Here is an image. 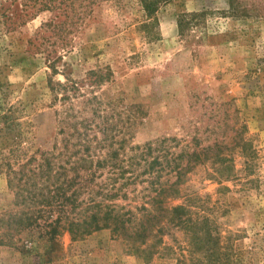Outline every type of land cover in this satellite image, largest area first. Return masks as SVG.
Listing matches in <instances>:
<instances>
[{
    "label": "rangeland",
    "instance_id": "374dc122",
    "mask_svg": "<svg viewBox=\"0 0 264 264\" xmlns=\"http://www.w3.org/2000/svg\"><path fill=\"white\" fill-rule=\"evenodd\" d=\"M33 1L0 0V264H264V0H171L151 20L140 0H98L54 65L29 42L59 11L28 19ZM90 71L110 77L91 86ZM67 79L82 86L77 132L59 122L69 102L50 91ZM47 157L84 201L70 218L103 202L118 227L74 240L19 223ZM155 157L163 170L149 168ZM79 159L94 161L85 189L71 171ZM9 171L25 176L10 185Z\"/></svg>",
    "mask_w": 264,
    "mask_h": 264
},
{
    "label": "trees",
    "instance_id": "16d2710c",
    "mask_svg": "<svg viewBox=\"0 0 264 264\" xmlns=\"http://www.w3.org/2000/svg\"><path fill=\"white\" fill-rule=\"evenodd\" d=\"M171 0H140L142 10L145 14L146 19L151 20L156 15L157 5L161 2H169ZM34 5L31 8L38 6L37 11L31 12L30 9L25 11V16L29 19L36 17L40 12L46 11L49 9H54L59 11L58 16L54 18L60 20L55 22L54 19L42 25L40 30L36 33L35 38L29 42V46L34 49L36 55H42L45 59L54 65L56 62H52L53 55L57 51L68 49L72 46V39L69 37L79 31L80 25L82 23V17L85 15L84 11L86 8L90 7L95 3H98V0H62L60 7H53L52 0H34ZM82 2H88L87 6H83ZM83 10V13H79V10ZM30 12V14H29ZM181 26V24H180ZM149 27V24L144 23L142 28ZM56 34L59 37V42L53 40V34ZM49 33V34H48ZM52 40V41H51ZM59 59V58H57ZM88 82L91 86L98 85L101 82H104L105 78H109L110 75H106L97 71H90L88 73ZM82 86L78 82L67 79L65 83H58L53 86L50 85V91L53 96L54 102H69V106L65 109L64 119H60L59 122L62 125H67L71 127L75 132L78 131L77 126L83 125L84 123H73L70 119L79 118L78 114L82 113L80 111L75 112V107L73 104V99L80 96ZM104 101L101 96H94L88 99L85 104L92 106L94 116L99 112V108L103 105ZM88 121V120H87ZM84 122V120H83ZM108 127L102 129V133L106 134L108 132ZM65 149H69L68 143H71L69 140L66 142ZM88 144V143H86ZM71 145V144H69ZM87 146V145H86ZM185 157V153L181 158ZM181 158H177L174 162H179ZM192 160L198 162L201 160V156L197 153H192L190 155ZM53 157L46 158L44 167L39 164V166L31 170L32 176L28 179L34 184V202L31 203L32 210L29 215L25 217H19V223H27L25 227L32 229L31 231L35 232L38 230L39 234L42 237H49L50 239H55L60 235L61 230H67L72 235L74 240L81 239L83 237L89 236L92 233L111 227V225L116 224L117 228L118 222L121 215L119 211H116V207L113 205H103V202L90 201L89 208L91 213L87 215L85 212L81 217L76 219L70 218L69 205H74L77 203L79 206L84 204V201L78 202L76 190L72 191L73 186L75 185L76 180L73 177L67 176V169L63 167L62 163L57 165L53 160ZM168 166L170 161L167 160ZM84 163L86 165H84ZM94 161L79 159L75 162L74 168H71L74 172L77 173V177L81 180L80 183L81 189L87 188L88 183H91L90 180L86 179L88 176H92V165ZM102 164L101 160H98V165ZM150 169L154 170V167L160 166L163 170V161L159 157H155L149 165ZM82 168V169H81ZM174 169L177 172L178 180L184 174L183 169H179V164H176ZM37 170V173H36ZM62 173H60L61 171ZM186 170V169H185ZM60 171V172H59ZM9 183L13 185L16 182L18 176H25L24 173H17L16 171H9ZM81 172H83L81 176ZM61 178V181H60ZM46 190V191H45ZM39 191V192H37ZM69 191L71 194L69 195ZM163 192V189L159 193ZM80 194V193H79ZM117 195H113L116 197ZM41 199V200H39ZM183 210L182 207L174 208V213Z\"/></svg>",
    "mask_w": 264,
    "mask_h": 264
}]
</instances>
